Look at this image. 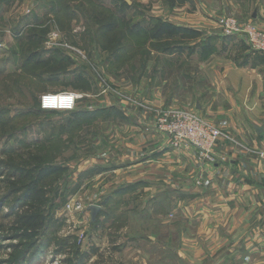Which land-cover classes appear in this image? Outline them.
Wrapping results in <instances>:
<instances>
[{
	"label": "rangeland",
	"instance_id": "1",
	"mask_svg": "<svg viewBox=\"0 0 264 264\" xmlns=\"http://www.w3.org/2000/svg\"><path fill=\"white\" fill-rule=\"evenodd\" d=\"M195 11L194 0H0V264H197L178 250L216 246L200 239L213 223L209 217L201 225L203 212L187 206L195 197L189 190L171 185L150 193L126 171H109L139 131L161 134L175 149L191 145H176L163 130L165 113L212 124L197 112L208 99L194 95L201 73L225 58L264 65V53L241 31L264 30V16L216 12L200 24L188 15ZM112 20L115 27L106 28ZM157 20L199 35L166 39L182 52H165L147 36ZM225 21L240 31L226 33ZM137 23L141 31L128 30ZM162 78L170 82L164 94ZM61 92L77 94L71 110L41 108V96ZM91 205L100 206L93 220ZM23 213L36 214L42 226L31 231ZM227 228L219 226L220 238L232 237ZM242 234L220 247L239 256L223 252L222 264H264V241L253 237L264 236V222Z\"/></svg>",
	"mask_w": 264,
	"mask_h": 264
},
{
	"label": "crops",
	"instance_id": "2",
	"mask_svg": "<svg viewBox=\"0 0 264 264\" xmlns=\"http://www.w3.org/2000/svg\"><path fill=\"white\" fill-rule=\"evenodd\" d=\"M194 3L196 11L194 15H188L195 17L200 24L206 22V16H214L216 12L238 10L243 15L256 10L259 18L264 16V0H194ZM249 61L237 64L225 58L219 62L220 67H214L209 75H199L202 79L198 83L200 86L196 83L194 95L198 98L208 95V99L201 101L197 112L224 134L211 151L215 158L213 162L194 146L172 148L165 136L145 129L137 132L132 139L134 141L122 143V147L130 146L132 149H128L125 155L118 153L119 164L109 170L115 173L126 171L130 174L128 181L140 183L150 193L163 187L169 189L171 185H179L180 190L182 187L193 193V203L187 206L203 212L199 216L203 220L201 225L209 217L213 223L211 231H203L200 239L217 240L216 246L210 249L178 250L180 256L193 263L201 264L210 256L217 259V264H222L224 259L219 258L225 257L223 252L227 253V259L235 255L238 258V254L232 255L231 249L226 252L220 247L225 243L229 246L236 236H243V229L249 224L264 222V168L258 159L259 151L264 150V65H253ZM203 79L207 81L205 85ZM161 83L164 94L170 82L162 78ZM158 88L152 86L154 95L161 94ZM158 102L161 103L160 100ZM169 104L176 103L173 99ZM142 136H145V143L140 141ZM222 225H228L231 232L235 230L231 238H227L228 235L220 238L219 226ZM253 237H257L259 242L264 241V236L254 234ZM243 263L239 261L238 264Z\"/></svg>",
	"mask_w": 264,
	"mask_h": 264
},
{
	"label": "built area",
	"instance_id": "3",
	"mask_svg": "<svg viewBox=\"0 0 264 264\" xmlns=\"http://www.w3.org/2000/svg\"><path fill=\"white\" fill-rule=\"evenodd\" d=\"M222 27L228 34L240 31L235 26L234 21H225ZM241 31L246 33V41L249 46L264 53V30L246 25ZM77 97V94L72 92L47 93L41 96L40 105L42 109L71 110ZM162 123L163 130L172 136L176 145L191 144L206 153L210 159L212 158L208 153L223 136L222 131L215 125L202 120L195 114L184 111L165 113ZM258 155L264 165V150H260ZM79 206V204H76L74 207Z\"/></svg>",
	"mask_w": 264,
	"mask_h": 264
},
{
	"label": "trees",
	"instance_id": "4",
	"mask_svg": "<svg viewBox=\"0 0 264 264\" xmlns=\"http://www.w3.org/2000/svg\"><path fill=\"white\" fill-rule=\"evenodd\" d=\"M186 0H179V2H184ZM128 4L126 2H123V7H127ZM122 8V7H121ZM106 28L112 29L115 27V22L109 21L106 24H104ZM139 30L141 31L143 28L139 27V24H133L131 25L128 30L129 31H134V30ZM189 34V37H197L199 35V32L190 28H186V27H182V26H178L175 25L171 22H167L165 20H157L154 21L150 27L147 29V36L149 39H153L155 41V46H162L163 51L167 52V51H179L182 52V49L179 48H170L168 46L167 43H165V41H167L166 39H169L175 35H181V37H183V35ZM164 39V40H163ZM156 41L159 43L156 44ZM45 110V109H43ZM20 220L22 221L21 223L23 225H25L26 223H30V227L29 229L32 230H36L37 228H39L40 226H42V221L41 219H38V217L36 216V214H20ZM29 231V232H31ZM27 235H29V233L27 232Z\"/></svg>",
	"mask_w": 264,
	"mask_h": 264
},
{
	"label": "water",
	"instance_id": "5",
	"mask_svg": "<svg viewBox=\"0 0 264 264\" xmlns=\"http://www.w3.org/2000/svg\"><path fill=\"white\" fill-rule=\"evenodd\" d=\"M99 209H100V206H98V205L89 206L91 220H93L95 218Z\"/></svg>",
	"mask_w": 264,
	"mask_h": 264
}]
</instances>
